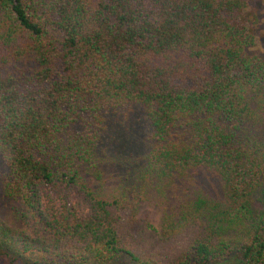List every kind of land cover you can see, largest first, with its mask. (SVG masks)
Here are the masks:
<instances>
[{"label": "trees", "instance_id": "1", "mask_svg": "<svg viewBox=\"0 0 264 264\" xmlns=\"http://www.w3.org/2000/svg\"><path fill=\"white\" fill-rule=\"evenodd\" d=\"M246 5L0 0V191L21 205L0 264L19 263L11 248L47 264H264V57L248 53ZM138 117L148 185L112 184L115 138ZM149 189L169 200L156 227L139 219Z\"/></svg>", "mask_w": 264, "mask_h": 264}, {"label": "rangeland", "instance_id": "2", "mask_svg": "<svg viewBox=\"0 0 264 264\" xmlns=\"http://www.w3.org/2000/svg\"><path fill=\"white\" fill-rule=\"evenodd\" d=\"M247 5L246 10L250 12V20L253 22V31L256 36L255 45L250 48L249 54H257L264 57V0H243ZM145 123L141 118H136L126 125V128L120 130L119 135L115 138V144L111 149L115 163L109 165L108 173L112 174L113 183H125L135 186L139 184L144 187L148 185V177L145 172L144 158L147 153L148 143L145 142ZM147 144V146H146ZM3 168L0 163V174ZM195 187L200 188L204 193L216 197L219 193V182L211 174L200 172L194 176ZM185 186V184L181 185ZM150 187V186H149ZM58 195L66 194L70 198V203L75 206L80 214H85L91 210L89 203L76 192L75 189L68 190L62 187H56ZM43 193H54L51 186H46ZM146 199L141 206L139 219L156 227L163 212L168 208L169 200L159 196L154 190L149 189ZM262 202H257L256 207L261 209ZM21 211V205L14 201L5 199L0 191V225L5 224L8 227H14L15 216ZM12 258L16 257L19 263L13 264H47L40 254L35 255H17L14 249L9 250ZM119 264H131L122 260Z\"/></svg>", "mask_w": 264, "mask_h": 264}]
</instances>
